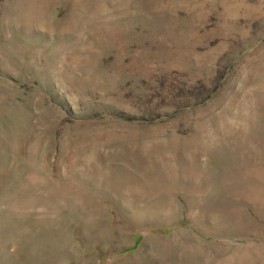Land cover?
Here are the masks:
<instances>
[{"label": "rangeland", "instance_id": "obj_1", "mask_svg": "<svg viewBox=\"0 0 264 264\" xmlns=\"http://www.w3.org/2000/svg\"><path fill=\"white\" fill-rule=\"evenodd\" d=\"M0 264H264V0H0Z\"/></svg>", "mask_w": 264, "mask_h": 264}]
</instances>
